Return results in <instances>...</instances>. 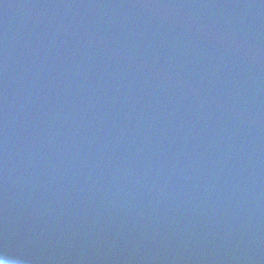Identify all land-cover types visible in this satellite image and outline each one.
<instances>
[{"label":"water","instance_id":"1","mask_svg":"<svg viewBox=\"0 0 264 264\" xmlns=\"http://www.w3.org/2000/svg\"><path fill=\"white\" fill-rule=\"evenodd\" d=\"M39 258L264 264V0H0V260Z\"/></svg>","mask_w":264,"mask_h":264},{"label":"clouds","instance_id":"2","mask_svg":"<svg viewBox=\"0 0 264 264\" xmlns=\"http://www.w3.org/2000/svg\"><path fill=\"white\" fill-rule=\"evenodd\" d=\"M0 264H3V262H2V261H0Z\"/></svg>","mask_w":264,"mask_h":264}]
</instances>
